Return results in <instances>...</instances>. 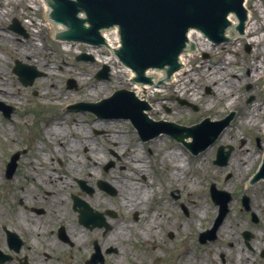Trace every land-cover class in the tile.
Masks as SVG:
<instances>
[{"label": "rangeland", "instance_id": "1", "mask_svg": "<svg viewBox=\"0 0 264 264\" xmlns=\"http://www.w3.org/2000/svg\"><path fill=\"white\" fill-rule=\"evenodd\" d=\"M0 1L3 2L6 0ZM7 1L9 3L7 2L8 5L6 6L8 8L12 7V16L17 14V16L21 17L22 11L25 16H32L33 12L31 9H27V0ZM254 1L255 0H248V6H252ZM256 1L257 10H252V16L257 22L261 20L264 30V19L262 18L264 14L260 12L262 10L264 11V0ZM2 11L3 10L0 9V13L3 16L9 15ZM36 15L39 17L42 15V21H44L45 14L43 10L42 13L40 11H35V16ZM41 29L42 43L44 46V48H42V61L47 64L51 62L49 65L50 71L42 69L44 72L42 79L37 80L33 85L27 88L20 87L17 83L4 78L6 80L4 84H7L5 88L8 89V91L18 90L15 99L19 101L16 100L17 103L14 101L11 102L14 105V110L10 118H6L0 114V233L2 232L1 227L3 223L4 225L8 224V227L20 228L17 224V220L19 219L24 223H29H27L29 231L23 233L24 239L30 241L32 246L41 245L42 247V221L39 225L37 221L38 218H35V222L22 218V215L25 213L21 212L18 203L19 199L23 198L21 194L22 188L29 189L33 187L35 183L33 177L42 174L41 163H44V158L48 159L50 156H61L63 159H69L71 151L66 147L69 143L72 146H76L78 154H80V160L84 163L81 167L82 170L78 172V176L81 178L84 177V179L86 178L85 180L87 183L91 184L95 175L90 174L89 176V164L92 165L93 159H96V156L93 154V151L85 152L86 150L82 147L83 145H80L79 139L95 143L94 147L98 151L100 149L103 151L104 149L102 147L113 148L116 144L113 142L108 144L106 141L108 138L107 133H105L103 129L94 128L93 123H95V121L113 122L115 128L112 129V131L120 136L119 144L121 146L126 145L128 148H133L129 152L127 151L124 153L128 157L127 160H124L123 156H120L121 159L119 162V164L128 165L129 168L131 167L130 170L132 171H134L136 167L134 168L131 165L133 163L130 162V155L136 153L137 155H141L144 159L145 156L142 150L147 147L151 148L153 151L150 154L152 160H159L158 155L163 154L165 150L166 153L176 150V148V151L179 153L182 150L180 149V145L175 144L172 140H162V142H154L148 146L147 144H143L142 146L138 145L139 147H136V144H138V137L127 120H98L90 112L69 110L67 106L74 102L96 101L110 95L112 91L117 88H129V84L125 81L126 73L124 71H119L112 75L108 81H97L93 75L101 66V63L96 60L89 62L76 59L80 54L88 53L87 45L79 43L77 46L65 50L60 42L54 41L51 37L53 29L44 26H42ZM263 30L259 29L256 31L255 37ZM35 38L36 36L32 34V37L28 39V43L32 42ZM259 41L258 49L252 52V45L245 42L243 35L237 34L232 37L231 41L228 43H223L218 46L209 44L207 50L194 53L189 60V65L191 64L192 67L188 74L189 80H186L185 84H182L186 87L188 92H186L184 96H178L174 94V89L178 88L175 87V85L164 87L161 93H154V95L150 97L152 109L150 106L148 114L155 120L164 119L179 124L191 125L199 122L204 117L216 120L220 119L228 112L234 111L235 117L230 122L227 133L224 135L223 139L218 140V142L240 144L239 142L243 140L249 147V153L246 154L244 152L243 154V152H241V154L238 153L237 150V152H234V155L235 157H239V154H241L242 157L248 159L249 156L247 157V155L251 154L252 157H250L252 159H248L251 162L250 166H252L250 167L251 172L256 168L259 162V156L264 154V129L262 130L264 110L258 109L259 106L264 105V73L257 75L262 71L260 69L254 73L252 71V75L250 71L254 70L256 63L264 62V40ZM18 52L19 51L12 49L10 46L0 41V55L6 57L5 61L0 59V77L10 73L9 69L12 65V60L19 56ZM204 53L206 54L205 57H203ZM211 73L217 76H223V78L216 80L217 82L216 84L214 83L215 85L211 84V81L209 82V75ZM68 78L75 80V87H67L66 81ZM184 81L185 78L182 82ZM222 82L224 86L228 88V90H222L223 92L217 89ZM208 84L211 88L213 87L215 93H207L205 91V86ZM193 89L198 91L196 96L197 100L191 98L192 92L194 91ZM237 95L238 103L233 107H228L227 102L230 96ZM68 98L70 100L66 101ZM231 101L233 100L231 99ZM261 112H263V114ZM84 118H86V121H84ZM256 118L258 121H256L255 125H251L249 121ZM44 127H47L48 136L52 138L51 140L45 137L43 132ZM52 130L60 131L58 132L59 138L52 133ZM94 130L100 132V134H93ZM54 147L61 149V153H57ZM215 147L216 145L211 149L210 153L204 152L202 154L199 160V168L194 164V157L188 156L190 166L192 167L189 170V177H186V179L190 181L191 178V182L195 180L196 186L195 190L193 188L192 192L189 193V182H184L183 189H180V201L185 202L186 200H192V206L199 204L203 208L200 215L206 213V217H197L203 224L207 222L213 210V206L208 200V187L212 182L220 183L219 179H221V175L229 171L228 168L221 174L223 169L217 168L212 164L215 155ZM22 149L25 150V153L21 155L22 167L19 166L18 171H15L11 179H6L4 175L5 165L10 155ZM124 149H118V152H122ZM42 150H47L50 155L44 154L45 152ZM94 152L96 155L99 153L97 151ZM165 156L166 155H164V159ZM30 166H32V170ZM182 167L184 169L189 168L187 164ZM182 167L178 170H181ZM94 170L97 172V169ZM114 171V176H110V174H112L110 172H103V174L111 178L124 175L128 178L126 181L134 176L133 173H128L126 169L119 170L115 168ZM63 172L68 174L69 170L63 168ZM39 183L41 182L39 181ZM37 186L40 187L39 184ZM235 186L238 188V182ZM176 187H178L177 184ZM40 189L39 191L42 194V188L40 187ZM257 191L263 195V188L260 187ZM98 195L102 196L104 194L98 192ZM100 196H98L99 199ZM109 199L114 207L120 208L122 212H127L125 209L127 206L124 205V207L120 204V197L114 196ZM205 200H207L208 203H206ZM110 202L109 200L105 201L104 206L109 205ZM40 205L42 206V203H40ZM26 212L31 214L28 209H26ZM31 215L32 217H38V215L35 214ZM192 215L196 217L194 210H192L190 206V218ZM189 220L192 230L201 224L198 221L194 223L193 220ZM30 225H34V228L31 229L33 226ZM39 231L41 235H39ZM0 241H4L3 236H0Z\"/></svg>", "mask_w": 264, "mask_h": 264}, {"label": "flooded vegetation", "instance_id": "2", "mask_svg": "<svg viewBox=\"0 0 264 264\" xmlns=\"http://www.w3.org/2000/svg\"><path fill=\"white\" fill-rule=\"evenodd\" d=\"M10 22L11 17L0 16V41L19 51L12 65L21 59L28 63V58L20 53L30 51L41 58L34 65L42 73V45L31 48L29 32L23 23L19 21L22 32L17 34L9 29ZM12 65L10 72L13 74ZM40 79L42 74L35 82ZM3 88L0 82V96L4 99L1 92L6 94V91ZM12 114L13 111L10 116ZM243 145L244 142L235 143L232 154ZM103 149L102 156L97 155L93 160L92 167L97 169V175L91 184L79 178L71 155L66 160L50 156L42 163V174L33 177L42 179V194L38 190L30 198L19 199L20 204L27 203L31 214H42V247L32 246L22 237L17 250L15 243L6 244L9 264H264V180L250 182L246 170L249 160H229L224 166L233 168L234 175L224 178L229 183L230 199L214 233L208 234L205 232L215 221L219 206L212 202V215L205 224L192 230L190 200L180 201V189H183L185 174L188 175L186 168L176 174L174 161L151 160L145 154L143 159L141 155L132 154L130 162L136 167L132 171L128 165L119 164L118 150ZM84 150L88 151L86 147ZM146 152L151 153V150ZM127 158L123 156L124 160ZM68 163H72L73 168L69 174H64L63 168H67ZM111 163L112 166L106 169L105 166ZM115 168L126 169L134 176L126 181L128 178L124 175L111 178L102 173ZM101 180L114 187L113 193L100 186ZM80 181L88 190L81 188ZM260 187L263 195L257 191ZM131 190L135 191V196L139 190L140 198L138 204L125 207L127 214H124L109 198L118 196L122 201L124 194ZM98 192L104 195L100 196ZM59 198L67 200L66 211L60 210ZM107 200L110 203L104 206ZM80 214L87 215V222L80 221ZM74 227L83 230L80 236L74 232Z\"/></svg>", "mask_w": 264, "mask_h": 264}, {"label": "water", "instance_id": "3", "mask_svg": "<svg viewBox=\"0 0 264 264\" xmlns=\"http://www.w3.org/2000/svg\"><path fill=\"white\" fill-rule=\"evenodd\" d=\"M48 2L52 7L53 19L69 27L67 31L61 33L64 39L99 45L104 42L99 30L117 24L122 45L115 53L125 65L138 73L137 80L144 82L150 81L142 73L148 67L168 66L169 72L177 68L176 56L185 46L186 32L189 28L200 29L218 43L224 40L221 32L229 24L226 17L230 12L237 16L239 20L237 28L240 32L246 18L243 0H48ZM78 11H84L86 16L78 17ZM85 21L88 22V26L84 25ZM105 42V46H109V42ZM190 47L193 48V45ZM81 57L92 58L89 55ZM181 69L182 67H179L174 73L180 72ZM107 72L108 67L104 65L98 77H108ZM145 74L148 75L147 71ZM144 84L152 86L151 83ZM89 106L107 117H129L143 136H152L157 129L174 127L178 130V133H174L175 136L183 137L190 134L198 142L204 141L202 140L204 137L196 129L214 128L210 135H215L224 129L234 115L230 113L216 122H210L206 118L200 125L190 128L163 122L154 123L142 111L147 107L145 103L138 102L133 93L125 89L118 90L111 97L98 103H91ZM192 145L195 146L196 142L194 141ZM256 175L264 176V160Z\"/></svg>", "mask_w": 264, "mask_h": 264}, {"label": "bare ground", "instance_id": "4", "mask_svg": "<svg viewBox=\"0 0 264 264\" xmlns=\"http://www.w3.org/2000/svg\"><path fill=\"white\" fill-rule=\"evenodd\" d=\"M28 1V4L30 6L31 9H37V10H43L46 14H48V10L49 8L47 7V5L45 4L44 0H27ZM248 0H244V5L246 7V11H247V18H246V22H245V28H244V38H245V42L247 43H250L253 47V49L251 50L252 52L254 50H257L258 48V43L260 42L259 40H264V30L262 28V24H261V20L260 22H257L256 20H254L253 16H252V10H257L256 9V6H257V1L255 0L254 3L252 4V6H248L247 4ZM3 13H7V14H10V9L7 7L5 8L3 11ZM262 14H264V11H260ZM23 14V11L21 12ZM262 18L264 19V15H262ZM262 19V20H263ZM41 19H38L37 17L33 16V18H31L29 21H27V23L24 24L25 27H29L31 29V31L35 32V31H40L41 29V24H40V21ZM230 20L232 22L231 26L229 27V30L228 32L229 33H235L233 28L235 26V23H236V18L232 15L230 16ZM24 22V21H23ZM42 26H45V27H53L54 29H60L62 28L61 25H58L56 23H54L53 21H51L50 19H46V21L44 23H42ZM40 28V29H39ZM263 30L259 35H257L255 37V33L256 31L258 30ZM105 36V41H108L109 42V46H106L105 48H115L117 46V35L115 33V31H111L110 33H107L104 35ZM188 39H189V42H192L194 44V49L193 50H189V51H186L183 53V55L180 56V67H182L181 71L178 72V73H174L172 74V76L167 79L165 77V69H155V68H151V69H148L147 70V73L148 75L150 76V78L152 79L153 82H155L156 80L158 79H162L164 80V85L165 86H168L170 87L171 85H175V87H178L177 89H174V94L175 95H178V96H184V94L186 92H188L186 90V87L183 86L182 84H185V82H182L184 80V78L186 77V74H187V68L186 66H188L189 64V60L190 58L193 56V53L194 52H197V51H202V50H207V44L209 43V40L207 38H204L202 34L200 33H197V32H192L190 31V33L188 34ZM258 39V41H257ZM43 44V43H42ZM41 43H35V42H32L29 46L31 48H35L37 45H42ZM63 47L65 48V50H69L70 48H72L73 46H77V44H73V43H62ZM255 47V49H254ZM107 49H103L102 47L98 48V47H94V46H89L87 48V52L92 54L95 58L96 61H99V62H102V63H107L110 65L111 67V74L114 75L116 74L117 72L119 71H126V68L125 66H123L117 58H115V55L112 53V52H106ZM105 50V51H104ZM113 50V49H112ZM22 54L21 56L25 57V58H28V63H25L24 61L19 60V64L17 65V67H26L27 65H30V64H35V63H39L41 58H37L35 57L30 51L29 52H25V51H21ZM31 57V59H29ZM6 57L3 56V55H0V59L1 60H6L5 59ZM43 63L44 61H42V67H43ZM47 67H43L45 68L46 71H50V66L47 64L46 65ZM163 68V67H162ZM262 70L260 71L257 75L259 74H263L264 73V62H261V63H256L255 66H254V70H250L251 71V74L253 75L254 72L258 71V70ZM253 71V73H252ZM213 72V71H212ZM214 73V72H213ZM213 73H211L209 76H210V79H222L223 76H217V75H214ZM255 76V75H254ZM126 81L129 80V77H126L125 78ZM152 82V86L150 85H147V84H144V83H136V84H131V89L133 90V92L135 93L136 96H138L139 98H142L144 99L145 101L149 102L150 103V97H152L154 95L155 92H159L161 93L163 91V88L164 86H154ZM172 82V84H170ZM182 82V83H180ZM170 84V85H169ZM217 89H220L221 92H223L222 90H228L227 87L224 86L223 82L217 87ZM194 90V89H193ZM4 96V100L5 101H13V98L11 96H9L8 92H6V94H4L3 92H1ZM197 93L198 91L194 90L192 92V99L194 100H197ZM231 99L233 101H231ZM70 99L68 98L66 101H69ZM238 103V95L237 96H231L229 99H228V102H227V106L228 107H233L235 104ZM258 109L260 110H264V105L262 106H259ZM263 114V112H261ZM165 117V116H163ZM75 121V120H74ZM84 121H86V118H84ZM256 121H258V119H252L250 120L249 122H251V125H255ZM261 121V120H260ZM114 123L113 122H109V121H95V123H93V126L94 128H99V129H103L104 131H106L108 133V139L110 142H115L117 143V141L119 142V138L120 136L113 132L112 129H114ZM250 124V123H249ZM120 125V124H118ZM260 129V128H259ZM264 129V123L262 121V130ZM227 128L224 130V132L222 133V135L219 137L220 139H223L224 135L227 133ZM55 130H52V133L57 136H58V132L60 131H55ZM44 134H45V137L49 140H51L52 138L48 136V130H47V127H44V130H43ZM50 133V132H49ZM51 134V133H50ZM162 140H167V141H170L172 140L168 135H159L155 138H151V139H148L146 141L144 140H138L137 143H140V144H147V145H150L151 143H154V142H158V141H162ZM79 143L80 145H83L82 147H86L88 149V151L93 150L94 148V144L95 143H91V142H86V141H82L81 139H79ZM175 144H178L177 142H175ZM120 144L117 143V147H120L119 146ZM137 145V144H136ZM67 149L70 152V155H71V162H74L72 165L75 169L79 171L82 170V166L84 165V163L82 162V160H80V157L77 153V148L76 146H72L70 143L68 146H66ZM248 146L245 145V153L248 154L249 153V150H248ZM177 150V148H176ZM176 150H173V151H169L166 153V156L167 158L169 157L170 159V162H173L175 160H180L181 162V165H185L187 164L188 162V158H187V161L185 160V158L183 157V152L179 153L177 152ZM210 149H207L206 152H209ZM87 152V151H86ZM102 152L99 151V156H102L101 155ZM105 156V155H104ZM182 156V157H181ZM193 156V155H191ZM201 154H198V155H195L193 156L194 157V164L197 168H199L200 166V163H199V160L201 158ZM249 156V157H248ZM252 155L249 154L247 155L248 159H252L251 157ZM89 159V158H88ZM248 159H245L244 157H236L234 160L235 161H248ZM199 163V164H198ZM20 164L22 166V161L20 159ZM42 164V163H41ZM70 163H68L66 165L67 169L70 171V169H72L73 167L71 166ZM40 166V165H38ZM32 166H30L31 168ZM95 168L92 167V165L89 164V172L90 174L92 175H97L95 173ZM176 169V173L178 172V168L175 167ZM32 170V168H31ZM111 173V172H110ZM115 173L114 171L112 172V174ZM110 174V175H112ZM39 181L41 183H39ZM34 184H33V187L31 188H23L22 189V197L23 198H30L31 194H37V192H39L38 190H41V188L44 187V185L42 186V179L41 180H38L37 178L34 179ZM194 183H195V180H193L191 182V186H189V190H192L193 187H194ZM40 185V187H38L37 185ZM47 185V184H45ZM143 193H145V190L142 191ZM136 196H135V191L131 190V192H126L124 194V197L122 198V201H120V204L121 206L123 205H126L127 207L132 205V204H138V200L140 198V194L141 192L138 190L136 192ZM67 200L65 198H59L58 199V202L61 203L60 205V210H64L66 211V207H65V202ZM67 206V205H66ZM199 208L201 207L199 204H198ZM125 207V206H124ZM26 209H29V207L26 205V203H22L21 204V212L22 213H25L22 215V218H25L26 220H33L32 222H35V218H38L37 221L39 223V225L41 224V221H42V216H38V217H32L31 214H29L28 212H26ZM124 213V212H123ZM127 214V213H126ZM198 216L201 217V215H199V213H196ZM30 215V216H29ZM25 220V221H26ZM191 220L194 221V223L196 222V219H193L191 218ZM47 222V218L45 220ZM27 222V221H26ZM28 223V222H27ZM29 224V223H28ZM36 224V223H35ZM34 224V225H35ZM34 225H30V226H33L31 229L34 228ZM184 227V225H183ZM83 230L78 228V227H74V232H78L77 233V236H80L81 232ZM0 236H3V239H4V232L2 231L0 233Z\"/></svg>", "mask_w": 264, "mask_h": 264}]
</instances>
